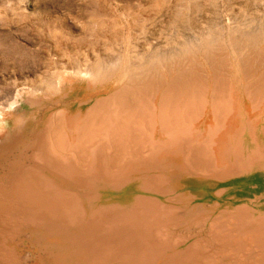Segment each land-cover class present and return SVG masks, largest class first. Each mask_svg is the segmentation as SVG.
Here are the masks:
<instances>
[{
  "label": "rangeland",
  "instance_id": "obj_1",
  "mask_svg": "<svg viewBox=\"0 0 264 264\" xmlns=\"http://www.w3.org/2000/svg\"><path fill=\"white\" fill-rule=\"evenodd\" d=\"M239 59L250 69L264 62V0H0V143L12 142L20 136L25 128L18 120L24 114L29 115V124L36 123L41 114L42 118L50 114L53 128L58 111L65 108L69 127L82 123L96 97L86 99L89 94L85 92L86 80L80 81L73 72L78 68L93 64L103 69L114 68L115 78L98 85L101 95H106L123 78H141L149 69L153 75L162 73L164 77L185 74L192 69H214L222 81L227 77L219 74L225 63L231 64L228 70L233 74V69L238 75L243 74ZM245 61L251 65L248 67ZM193 76L203 78V73L195 71ZM54 81L71 92L68 102L64 98V102L48 103L42 111L26 100L18 107L6 108L15 92L34 95V89L51 88ZM236 88L240 90L241 86L236 85ZM42 95L44 101L61 98ZM32 109L35 112H31ZM237 118L236 125L242 120L240 116ZM202 131L195 126L189 134L191 143L187 145L185 159L190 157L196 144L214 133L210 129ZM247 143L253 146L255 141ZM50 145L48 142L45 149ZM111 149L107 147L105 151ZM246 149L251 150L250 146ZM10 157L9 151L0 152L1 188L16 184L15 176L20 173L15 166H9ZM61 161L66 165L78 164L76 155L72 154ZM24 167H33L27 174L35 179L45 178L32 161H26ZM229 169L225 168L224 172ZM170 170L176 171H173V181L179 186L171 182L174 187H167L170 189L167 191L180 193L179 198L186 195L184 201L174 197L181 206L173 209H180L181 215L176 219L171 213L152 216L153 210L148 209L147 217L135 218V223L122 220L123 217L110 220L96 237L100 243L107 241L114 250L113 264L122 256L127 258L129 248L136 247L137 242L141 246L134 251L144 248V254L151 253L154 247L147 249L146 245L150 244L146 241L154 240L149 236L144 238L151 229H156L155 246L166 252L158 255L160 259L155 264H192V255L177 251L194 243L209 251V257L205 256L210 264H264V158L223 177L186 169ZM120 175L117 180L123 178ZM98 190L101 193L94 199L96 204L117 200L130 203L135 197L147 198L146 194H139L141 192L157 194L143 188L142 179L137 176L118 187L102 183ZM53 191L59 193L57 189L52 188ZM15 193L21 198L0 216L3 264H64L55 250L37 249V236L28 228L35 208L19 191ZM162 197L160 204L166 202ZM188 204L183 218L181 210H186ZM212 230L216 233L212 234ZM180 236L187 237L172 247L170 241L173 239L175 243ZM128 241L135 244L126 246ZM246 241L250 245L246 246ZM201 256V251L195 254L196 259Z\"/></svg>",
  "mask_w": 264,
  "mask_h": 264
},
{
  "label": "bare ground",
  "instance_id": "obj_2",
  "mask_svg": "<svg viewBox=\"0 0 264 264\" xmlns=\"http://www.w3.org/2000/svg\"><path fill=\"white\" fill-rule=\"evenodd\" d=\"M240 59L238 63L243 74L238 75L235 69L233 74V71L228 70L232 68L228 66L230 63H225L219 73L227 75L222 81L215 75L214 69H192L185 74L173 73L165 77L162 73L160 76L153 75L154 72L151 73L149 69L150 72H144V76L139 74L143 76L141 78L119 79L122 82L119 81L109 89L106 95H101L98 85L107 84L115 78L114 68L103 69L93 64L73 69L80 81L86 80L85 92L89 93L86 99L95 95L94 104L86 119L74 128L68 125L65 108L58 111L53 128L50 114L44 118L41 114L34 124H29L27 114L20 120L17 118L25 128L24 131L12 142L0 143L1 153H11L9 166H15V170L19 169L20 172L15 176L16 184L8 188L0 186V216L3 217L4 211L21 198L15 193L19 191L28 200V204L35 208L33 216L28 220V228L37 236V249L55 250L64 264H113L114 250L107 241L100 243L99 237H96L110 220L123 217L122 220L134 222L135 218H146L148 209L153 210L152 216L157 213L162 217L163 214L171 213L172 218L176 219V216L181 215L180 209H173L180 205L174 197L184 201L186 195L179 198L180 193L167 191L176 173L170 169H186L223 177L242 171L257 159L264 158V62L256 63L254 69H250ZM246 63L249 64L248 61ZM195 71L203 73V78L194 77ZM236 85L241 86V89L238 90ZM33 93L25 96L20 91L15 92L6 108L18 107L22 100H26L42 111L48 107V103L63 101L64 98L68 102L67 97L71 92L60 88L59 82H56L51 88L34 89ZM42 94L58 95L61 98L44 101ZM238 116L242 120L236 125ZM195 126H198L201 133L203 129L214 130V133L196 144L190 157L185 159L187 145L191 143L189 134ZM248 140L255 141V144L250 145ZM48 142L51 145L45 149ZM249 146L251 150L246 149ZM107 147L112 149L106 152ZM67 154L76 155L78 164H64L61 160ZM26 161L35 163L38 173L47 179H35L27 174L33 167L25 168ZM91 167L94 169L86 172ZM227 167L230 169L224 172ZM118 174L123 178L117 180ZM135 176L142 179L143 188L157 194L141 192L139 194H146L147 198L135 197L130 203L118 200L99 204L94 202L101 193L98 190L100 184L118 187ZM52 188L59 193L52 192ZM160 194L167 196L162 197ZM161 197L166 201L163 204L159 203ZM166 206L171 208L168 210ZM185 206L186 210H181L183 218L189 204ZM155 233L156 229H151L144 237L149 236L154 240L146 241L151 245H146L147 249L154 247L151 253L144 254V248L134 251L141 246L137 242L136 247L129 248L127 258L122 256L115 264L157 263L160 259L158 255L166 252L155 246ZM211 233L216 231L212 230ZM186 237L180 236L182 239L179 238L175 243L172 239L171 246L176 247ZM134 244L128 241L126 246ZM247 245L250 244L246 241ZM218 246L221 248L223 245ZM183 251L192 255V264L194 261L198 264L211 263L206 260L209 251L197 243L184 246L177 252ZM198 251H201L202 256L196 259ZM0 264H3L1 255Z\"/></svg>",
  "mask_w": 264,
  "mask_h": 264
}]
</instances>
